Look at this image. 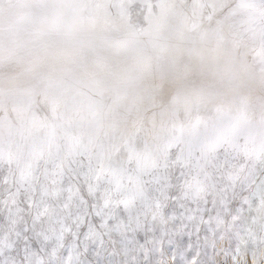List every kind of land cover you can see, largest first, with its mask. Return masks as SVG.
<instances>
[{
    "label": "snow or ice",
    "instance_id": "6c2138e0",
    "mask_svg": "<svg viewBox=\"0 0 264 264\" xmlns=\"http://www.w3.org/2000/svg\"><path fill=\"white\" fill-rule=\"evenodd\" d=\"M0 264H264V0H0Z\"/></svg>",
    "mask_w": 264,
    "mask_h": 264
}]
</instances>
